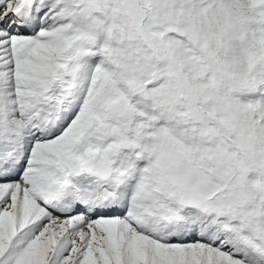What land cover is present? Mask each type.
Here are the masks:
<instances>
[{"label": "snow or ice", "instance_id": "snow-or-ice-1", "mask_svg": "<svg viewBox=\"0 0 264 264\" xmlns=\"http://www.w3.org/2000/svg\"><path fill=\"white\" fill-rule=\"evenodd\" d=\"M0 264H264V0H0Z\"/></svg>", "mask_w": 264, "mask_h": 264}]
</instances>
